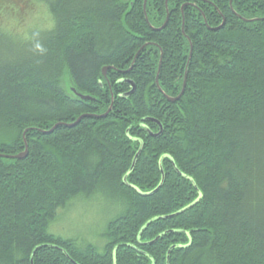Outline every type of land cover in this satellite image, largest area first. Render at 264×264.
Returning <instances> with one entry per match:
<instances>
[{
    "label": "trees",
    "instance_id": "16d2710c",
    "mask_svg": "<svg viewBox=\"0 0 264 264\" xmlns=\"http://www.w3.org/2000/svg\"><path fill=\"white\" fill-rule=\"evenodd\" d=\"M0 264H264V0H0Z\"/></svg>",
    "mask_w": 264,
    "mask_h": 264
},
{
    "label": "rangeland",
    "instance_id": "374dc122",
    "mask_svg": "<svg viewBox=\"0 0 264 264\" xmlns=\"http://www.w3.org/2000/svg\"><path fill=\"white\" fill-rule=\"evenodd\" d=\"M33 12V13H32ZM42 13L39 9L23 11L27 23L35 19L41 20ZM114 211L109 201L101 194L90 197H79L66 209H60L57 218L52 222L51 231L63 237L93 241L101 235L106 220Z\"/></svg>",
    "mask_w": 264,
    "mask_h": 264
},
{
    "label": "water",
    "instance_id": "95a60500",
    "mask_svg": "<svg viewBox=\"0 0 264 264\" xmlns=\"http://www.w3.org/2000/svg\"><path fill=\"white\" fill-rule=\"evenodd\" d=\"M230 2H231V0H230ZM241 19H242V20H245V21H249V20H251V19H244V18H241ZM166 21H167V18H166L165 22L162 24L161 27H163V26L165 25ZM224 22H225V18H222V22L220 23V25L217 26V27H215V28H211V29H212V30H216V29H218L219 27H221V26L224 24ZM161 27H159V28H157V29H160ZM190 54H191V46H190L189 57H190ZM161 58H162V53L160 54L159 65H160V62H161ZM106 69H107V67H103V69H102L103 74H105ZM156 81H157V80H156ZM184 82H185V79H184ZM184 82H183V86H182V89H181L180 93H179L176 97H169V96L165 95V97H166V99H167L168 101H175V100H177V99L179 98V96L183 93ZM130 83H131L132 87H131V89L126 93V95H129V94L132 93L133 90H134V85L132 84V82H130ZM72 91L75 93L76 96H78V97L81 98V99L90 98L89 96H86V95H83V94H81V93H79V92H76L74 88H72ZM109 109H110V107L108 108V110L106 111V113H104V114H102V115H99V116H101V117L105 116V115L107 114V112L109 111ZM83 116H84V115L79 116L74 122H71V123H56V124H54L50 129H48V130H41V131H42L43 133H50V132H52V131L58 126V124H63V125H65V126L71 127V126L75 125V124H76V123H77V122H78ZM151 120H153V119H151ZM153 121H155V120H153ZM26 130H27V129L24 130V133H25ZM160 131H161V130H160ZM160 131H159L158 133H151V132H150V133H151L152 135H157V134L160 133ZM24 133H23V140H24V143H25V149H24V151H22V152H20V153H18V154H16V155H11V156H8V157L16 158V159H21V158H23V157L26 156V154H27V143H26V140H25V138H24ZM139 151H140V149L138 150V152H137L136 155L134 156L133 161H132V166H131V167H133L134 162H135V160H136V157H137ZM31 263H32V261H31Z\"/></svg>",
    "mask_w": 264,
    "mask_h": 264
},
{
    "label": "flooded vegetation",
    "instance_id": "af4514ba",
    "mask_svg": "<svg viewBox=\"0 0 264 264\" xmlns=\"http://www.w3.org/2000/svg\"><path fill=\"white\" fill-rule=\"evenodd\" d=\"M161 54V53H160Z\"/></svg>",
    "mask_w": 264,
    "mask_h": 264
}]
</instances>
